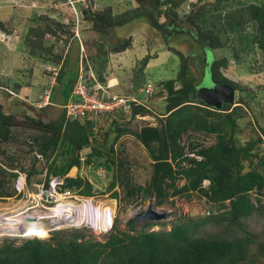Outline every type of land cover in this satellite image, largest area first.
I'll use <instances>...</instances> for the list:
<instances>
[{"label": "trees", "instance_id": "obj_1", "mask_svg": "<svg viewBox=\"0 0 264 264\" xmlns=\"http://www.w3.org/2000/svg\"><path fill=\"white\" fill-rule=\"evenodd\" d=\"M187 1L130 0L132 6L122 12H116L111 5L93 9L95 0L91 7L79 1L78 21L84 26L87 24L81 29L80 41L90 58L84 70L85 82L106 85L104 74L109 53L125 51L133 45V38L109 44L103 36L140 18H146L156 32L163 34L187 26L213 55L218 51L207 69L213 83H228L235 89L241 86L225 73L231 65L230 56L223 52L226 49H231V56L238 62L260 49L264 70V3L261 0H191L189 11L181 15V7ZM47 18V15L40 16L36 24L29 26L25 44L31 56L60 67L56 78L64 87L65 104L80 75L79 65L72 67L69 62L68 43L77 38L73 30L76 19L71 16V25L63 20L47 22ZM0 30L12 34L4 21H0ZM97 34L99 36H95ZM171 49L180 59V68L177 77L160 82V98L166 102V109L159 125L148 124L133 131L129 125L112 119L103 140L97 137L93 140L97 124L93 118L70 120L64 108L58 118L49 121L31 115L25 121H18L0 102V153L5 152L3 144L15 140L17 128L26 125L37 131L32 145L35 159L39 156L47 159V188L57 177L63 180L59 184L60 191L92 197L98 169L103 167L110 178L107 190L112 191V197L119 199L118 202L122 200L119 187L126 191L125 199L131 204L155 198L157 205H163L172 197L191 199L198 194L214 203L220 213L197 219L186 216L168 230H137L136 218L127 221L129 230H122L115 221L105 240L89 235L84 228L54 230L49 239L27 238L19 244L6 240L0 245V264H244L249 260L256 234L248 230L246 220L255 213H264V125L257 119V136L241 142L240 120L248 106L254 111L249 99L241 96L236 105L224 104L222 110L199 100L190 56L181 49ZM151 58L150 53L139 59L141 74ZM137 86L139 82L135 88ZM150 110L144 102L133 101L131 117ZM190 132L213 134L216 142L205 145L192 139L186 147L183 139ZM124 134L135 135L149 151L153 170L147 184L132 180L128 160L116 149ZM190 153L202 158L191 157ZM80 154L86 155V159L81 160ZM75 166L79 170L86 168L88 175L79 172L69 176ZM16 169V165L0 163V198L24 195L17 189L15 181L20 173ZM29 172V175L44 174L45 170L33 165ZM180 181L183 184L180 185ZM212 221L226 222V235L201 231L202 225L205 227ZM259 250L264 254V243Z\"/></svg>", "mask_w": 264, "mask_h": 264}, {"label": "rangeland", "instance_id": "obj_2", "mask_svg": "<svg viewBox=\"0 0 264 264\" xmlns=\"http://www.w3.org/2000/svg\"><path fill=\"white\" fill-rule=\"evenodd\" d=\"M79 1H82L83 5L91 7L92 0H0V21H4L13 30L14 34H17L16 36L22 37V39L19 38L22 41L17 46L9 43V54H6L7 56L0 53V102L4 104L6 112L15 114L18 121H25L28 115L41 117L43 120L49 121L58 118L64 109V107L52 106L50 99L48 105L44 106L45 104H43L47 89H51L54 92L58 90L57 85L60 83L56 77L60 67H53L29 54L24 43V37H26L30 24H36L40 16L47 15V22H50V19L63 20L65 23L72 25L71 16H74L76 20L73 30L77 38H73L68 43L71 55L69 62L72 67L79 65V70L81 71L82 69L85 70L86 64L89 63L90 58L87 55V49L83 42L81 43L80 41L81 29L87 27V24L84 26L82 25L83 22L78 21L80 14L79 5L81 8V2ZM190 1L182 5L181 15H185L189 11ZM260 2L264 3V0ZM105 5L113 6L116 12H122L132 6L130 0H95L92 8H102ZM77 21L78 23H76ZM179 30L177 32L167 31L165 34L156 32L146 18H140L126 25L116 27L111 31L110 35L103 36L109 44L117 43L126 37L131 36L133 38V45L129 46L125 51L109 53L107 71L109 70V72L113 73L107 72L106 74L105 72V74L109 78L113 75L119 76L118 79L122 87L119 90L120 95L134 96L139 99L147 98L142 101L151 110L147 114H137L135 117H131L132 111L125 112L123 110L110 115H101L96 120V129H94L98 140H103L105 131L108 129L112 119H117L120 123L129 125L133 131H139L148 124L159 125L160 117L166 109V102L160 98L162 91L160 82L177 77L180 68V59L171 47L181 49L190 56L189 61L193 74L196 76L197 84H213V80L206 74V71L211 58L214 55L216 56L218 51L213 55V51L207 50L201 45L196 40L195 32L187 26ZM51 38L54 39L55 37L51 36ZM223 52L230 56L231 65L228 70H225L226 75L241 83L239 89H236L235 102L241 96L247 97L254 109L253 111L248 106L240 120L242 128L240 141L244 143L257 136V119L261 125H264L263 55L260 49L257 48L253 53L245 57V60L241 58V61L238 62L236 58L231 56V49L223 50ZM150 53L152 58L149 60L145 72L141 74L139 72V59ZM83 74H85V71H83ZM106 80L108 81L107 78ZM138 82L139 86L136 89L135 85ZM149 83L153 85L152 94H149L146 90ZM16 84H20V87L17 88ZM247 92H251V94ZM110 93L119 95L114 92ZM64 99L65 97L62 98L61 102ZM36 134L37 131L29 126H19L15 132V140L8 144H3L5 152L0 153V163L16 165V171H19L20 174L15 182L18 191H22L24 195L22 197L0 198V213L16 214L15 211L20 210L24 213H33L40 216V213L44 214L46 211L58 209L79 210L84 200L92 199L94 207L103 204L114 206L113 223L116 221L117 227L122 230H129L127 221L131 218H136L138 213L147 210L148 205L151 203L159 211L167 213L168 217L161 220L165 224L152 226L149 224L153 223L151 221L137 220V230H168L175 222L182 221L186 216L197 219L206 217L210 213H220L214 203L198 194H195L191 199L182 196L172 197L163 205H157L155 198H147L139 204L137 202L131 204L125 199L126 191L123 187H119L122 200L118 202L119 199L112 197V191L107 190V185L110 181L108 175L105 178H100L99 175L97 176L98 178H95V195L92 197L86 198L72 192H61L55 179L51 180L50 187L47 188L45 186L47 159L43 156L35 159L36 152L32 150L33 137ZM192 139H197L205 145L216 142V136L213 134L190 132L184 136L183 144L188 147ZM116 149L119 152L121 151V155L128 160L129 173L132 180L137 184H147L151 178L153 160L145 145L135 135L124 134L119 138ZM33 165L37 169H44V174L29 175ZM79 172L83 175H88L86 168L76 170L74 167L68 175H72V173L78 174ZM179 184L181 185L183 182L180 181ZM204 184L207 186L208 181ZM252 198L256 203L255 193L252 194ZM95 218L92 208L87 212L89 221L81 219V221L70 225L64 224L60 227H50V219L42 218L40 220L43 221L44 226L48 229L40 231V234L34 237L49 239L51 232L54 230L84 228L89 235L99 240H105L111 228L108 230H97L94 227ZM246 223L248 230L256 234V236L254 237L255 242L252 244L250 258L244 264H264V254L259 250L260 244L264 243V213L251 215L246 220ZM226 224V222L217 223L212 221L205 227L202 225L201 231L210 235H226ZM34 237L4 235L0 237V245L6 240H13L19 244L24 239Z\"/></svg>", "mask_w": 264, "mask_h": 264}, {"label": "built area", "instance_id": "obj_3", "mask_svg": "<svg viewBox=\"0 0 264 264\" xmlns=\"http://www.w3.org/2000/svg\"><path fill=\"white\" fill-rule=\"evenodd\" d=\"M80 70L79 79L76 82L71 95L68 98V101L64 104V108L66 110V116L70 120H78L85 121L88 118H93L97 120L101 115H109L116 113L118 111L131 112L132 111V102L143 103L141 100L136 97H130L127 95H112L107 87L100 82H96L93 85H89L84 80V74ZM82 72V73H81ZM146 90L149 94H152L153 85L148 84ZM45 100L43 101L44 106L48 105L50 99V89L46 91ZM96 129V127L94 128ZM97 135L92 137L94 140ZM191 157H196L201 159L202 157L199 155H195V153L189 154ZM81 160L86 159V155L80 154ZM98 175L101 178L106 177L105 168L98 169ZM55 179L56 183L61 184L63 180ZM20 181V180H19ZM60 190V189H59ZM62 192V191H61ZM70 192V191H66ZM78 198L76 195H74ZM113 222L109 226V229L113 227Z\"/></svg>", "mask_w": 264, "mask_h": 264}, {"label": "bare ground", "instance_id": "obj_4", "mask_svg": "<svg viewBox=\"0 0 264 264\" xmlns=\"http://www.w3.org/2000/svg\"><path fill=\"white\" fill-rule=\"evenodd\" d=\"M92 208V212L96 218L94 219V227L97 230H108L113 222L114 206L112 205H98L93 206V200H84L79 210L76 209H58L53 211H46L44 214L34 215L33 213H24L23 211H15L16 214L0 213V237L4 235H15L23 237H34L40 234L46 228L43 221L40 219H50V227L61 225H70L78 221L87 219V212ZM32 215V216H31ZM42 216V218H41ZM35 217V219H29ZM6 221V222H4Z\"/></svg>", "mask_w": 264, "mask_h": 264}, {"label": "water", "instance_id": "obj_5", "mask_svg": "<svg viewBox=\"0 0 264 264\" xmlns=\"http://www.w3.org/2000/svg\"><path fill=\"white\" fill-rule=\"evenodd\" d=\"M197 98L211 107L222 110L224 104L236 105V89L228 83L200 85L197 89ZM57 180H60V178H57ZM167 217V213L156 209L153 203L148 205L147 210L136 215V219L139 221L151 222L161 221ZM29 219H35V217H29Z\"/></svg>", "mask_w": 264, "mask_h": 264}, {"label": "crops", "instance_id": "obj_6", "mask_svg": "<svg viewBox=\"0 0 264 264\" xmlns=\"http://www.w3.org/2000/svg\"><path fill=\"white\" fill-rule=\"evenodd\" d=\"M33 25H34V23H33ZM16 35L17 34H14L13 30H12V34L11 33L9 34L7 32H4V31L0 30V53H2L5 56H7L6 54H9V49H8L9 43L14 44L15 46H17L22 41V40H20V39H22V37H18ZM24 39H25V37H24ZM24 43H25V41H24ZM107 72L108 73H113V72H109V70L108 71L106 70V74H107ZM106 74H104V75L108 79V81H107L105 86L107 87L108 91L112 92V93L114 92L116 94H119V90L122 88L121 85H120V81L118 79L119 76L117 77V76L113 75V76H111L109 78L108 75H106ZM57 87H58V90L56 92L51 91V89H50V104L52 106L63 107L64 106V104H63L64 102H61V100H62V98H64V96H63L64 87H63V85L60 86V84L57 85ZM130 97H134V96H130ZM136 98L139 99L138 97H136ZM74 168L76 170H78L77 166H75ZM76 175L77 174H73L72 173V175H69V176H76Z\"/></svg>", "mask_w": 264, "mask_h": 264}, {"label": "flooded vegetation", "instance_id": "obj_7", "mask_svg": "<svg viewBox=\"0 0 264 264\" xmlns=\"http://www.w3.org/2000/svg\"><path fill=\"white\" fill-rule=\"evenodd\" d=\"M178 31V30H177ZM180 31V30H179ZM210 63V62H209ZM207 72V71H206ZM205 72V73H206ZM205 73H204V75H205ZM207 74V73H206ZM202 83H199L198 85H197V89H198V87L201 85Z\"/></svg>", "mask_w": 264, "mask_h": 264}]
</instances>
